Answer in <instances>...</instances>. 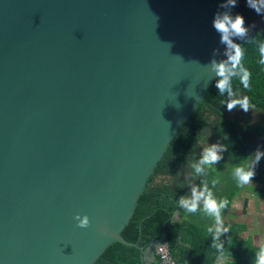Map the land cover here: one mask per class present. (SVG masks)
<instances>
[{"label": "water", "instance_id": "1", "mask_svg": "<svg viewBox=\"0 0 264 264\" xmlns=\"http://www.w3.org/2000/svg\"><path fill=\"white\" fill-rule=\"evenodd\" d=\"M222 3L0 0V264H94L114 242L156 260L165 242L122 231L226 58Z\"/></svg>", "mask_w": 264, "mask_h": 264}, {"label": "trees", "instance_id": "2", "mask_svg": "<svg viewBox=\"0 0 264 264\" xmlns=\"http://www.w3.org/2000/svg\"><path fill=\"white\" fill-rule=\"evenodd\" d=\"M237 13L244 16L249 33L244 39L234 37V42L245 49L244 64L252 76L250 89H245L238 79L233 81V87L238 97L248 96L253 107L247 112L239 107L228 111L229 97L227 93L219 94L214 79L149 178L133 216L122 231L127 240L139 245L147 246L157 239L166 242L174 258L187 264H213L221 252L212 247V234L207 233L202 222L205 214L202 211L187 213L179 208L180 197L189 196L191 187H200L203 182H208L211 187V181L216 179L218 183L212 190L218 193L217 198L228 199V208L237 192L233 187L237 183L227 185L232 188L222 187L218 172L212 167H206L203 175H195L191 165L201 155L195 154L196 149L202 143L219 139L221 145H226L227 150L223 153L237 154L238 163L242 161L245 165L256 150L264 151V65L259 63L258 49L259 43L264 42V14L252 16L247 0H237L233 15ZM253 114L261 118L257 119ZM255 171L253 181L264 184V157ZM260 194L264 196V188ZM176 210L181 212L180 221L172 219ZM228 228V233L221 235L220 240L224 245L223 254L233 257L230 264H255V252L259 248L239 237L240 225L233 224ZM94 264L143 263L139 248L114 242Z\"/></svg>", "mask_w": 264, "mask_h": 264}, {"label": "clouds", "instance_id": "3", "mask_svg": "<svg viewBox=\"0 0 264 264\" xmlns=\"http://www.w3.org/2000/svg\"><path fill=\"white\" fill-rule=\"evenodd\" d=\"M237 0H224L220 5L221 8L231 9L235 7ZM250 8L254 9L257 14H264V0H247ZM213 27L220 35V42L226 45V59L220 62L212 61L211 71L215 77V87L220 95L227 93L229 99L226 102L228 111L239 107L245 112L249 111L253 105L248 96L238 97L234 92L233 81L238 79L245 89H250L252 73L245 66V49L238 43H235L233 37L244 39L248 36L249 26L245 23L243 15L237 13L233 15L230 11L217 12L213 19ZM260 59L259 63L264 65V42L258 45ZM226 145L212 144L204 147L199 160L192 164L195 175L200 176L205 173V168H211L221 159L222 154L226 151ZM264 157V151L259 149L250 156L247 165L236 166L233 170V177L239 186H245L252 183L256 174V166L261 158ZM218 180L211 181V187L208 182H203L200 187L192 186L189 196H181L177 202L178 207L187 213H196L202 211L208 217L214 220V223L207 228V232L212 234V247L216 248L223 254L224 245L220 240L221 235L228 233L229 228L224 225L222 213L227 208L229 201L227 198H217L213 192ZM77 226L87 228L90 220L87 215L81 217L79 213L74 217ZM255 264H264V245H262L254 256Z\"/></svg>", "mask_w": 264, "mask_h": 264}, {"label": "crops", "instance_id": "4", "mask_svg": "<svg viewBox=\"0 0 264 264\" xmlns=\"http://www.w3.org/2000/svg\"><path fill=\"white\" fill-rule=\"evenodd\" d=\"M252 183L256 184L255 188L248 189L247 187L243 190L244 194L234 195L230 206L226 210H223L222 218L226 227L233 224L240 225L239 237L242 240L250 241L252 245L260 248L264 245V196L260 194V190L264 188V184L254 181ZM252 183L247 184V186ZM172 219L173 221L182 220L181 212H174ZM202 222L207 231V228L214 223V220L204 215ZM232 260L233 257L228 254L219 253L213 264H230Z\"/></svg>", "mask_w": 264, "mask_h": 264}, {"label": "rangeland", "instance_id": "5", "mask_svg": "<svg viewBox=\"0 0 264 264\" xmlns=\"http://www.w3.org/2000/svg\"><path fill=\"white\" fill-rule=\"evenodd\" d=\"M255 10L254 9H252V8H250V14H252V16H255ZM253 116L254 117H256L257 119H260L261 117L258 115V114H253ZM161 177H159V179H160ZM217 178L218 179H220L221 180V185H222V187H224V188H227L228 189V187L229 186H227V185H230V183L232 184V183H237V181L234 179V177H233V172H231V173H226V174H220V175H218L217 176ZM158 180V179H157ZM159 181V180H158ZM224 185V186H223ZM255 186H256V184L255 183H252V184H250V185H245V186H239L238 184H237V186H235V185H233V187L235 188V189H237L236 191V193L235 194H239V195H241L242 193H243V190L244 189H246L247 187H248V189L249 188H255ZM229 188H232V186L231 187H229ZM245 193V192H244ZM243 193V194H244ZM216 195V197H218V193H216L215 194Z\"/></svg>", "mask_w": 264, "mask_h": 264}, {"label": "built area", "instance_id": "6", "mask_svg": "<svg viewBox=\"0 0 264 264\" xmlns=\"http://www.w3.org/2000/svg\"><path fill=\"white\" fill-rule=\"evenodd\" d=\"M149 264H187L177 261L166 243H161L156 249V260Z\"/></svg>", "mask_w": 264, "mask_h": 264}]
</instances>
